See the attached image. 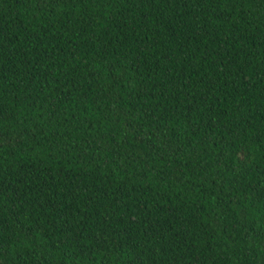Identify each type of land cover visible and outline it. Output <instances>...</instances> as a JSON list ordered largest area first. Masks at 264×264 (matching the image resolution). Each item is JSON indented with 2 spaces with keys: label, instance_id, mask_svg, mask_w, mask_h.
<instances>
[{
  "label": "trees",
  "instance_id": "obj_1",
  "mask_svg": "<svg viewBox=\"0 0 264 264\" xmlns=\"http://www.w3.org/2000/svg\"><path fill=\"white\" fill-rule=\"evenodd\" d=\"M0 264H264V0H0Z\"/></svg>",
  "mask_w": 264,
  "mask_h": 264
}]
</instances>
